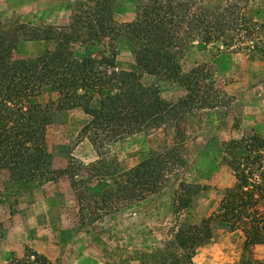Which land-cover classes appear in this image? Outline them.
I'll return each instance as SVG.
<instances>
[{
    "label": "trees",
    "instance_id": "trees-1",
    "mask_svg": "<svg viewBox=\"0 0 264 264\" xmlns=\"http://www.w3.org/2000/svg\"><path fill=\"white\" fill-rule=\"evenodd\" d=\"M116 1L75 0L69 23L62 26L19 23L0 29V170L18 180L55 181L66 176L79 201L81 223H95L161 192L187 163L188 137L179 122L195 109L227 104V93L216 86L209 64L197 61L184 69L182 58L190 47L249 49L251 58L257 57L256 51L264 53L259 37L264 22L241 1L136 0L130 20L117 18ZM123 40L132 47L134 68L118 63ZM26 42L45 46L35 56L16 58L14 51ZM144 73L177 84L183 95L176 100L163 97L143 83ZM46 92L49 99L42 103L39 97ZM78 107L90 116L80 135L98 158L86 163L71 156L64 168H54L47 127L56 112ZM165 127L172 129L173 144L129 168L104 156L112 143ZM223 159L236 182L225 189L211 215L199 223L180 219L199 190L182 181L175 192L177 223L170 237L135 249L113 264H197L198 249L224 226L243 232L242 264H253L248 255L255 245L264 244V135L224 142ZM3 264L58 263L28 248L23 259Z\"/></svg>",
    "mask_w": 264,
    "mask_h": 264
},
{
    "label": "rangeland",
    "instance_id": "rangeland-1",
    "mask_svg": "<svg viewBox=\"0 0 264 264\" xmlns=\"http://www.w3.org/2000/svg\"><path fill=\"white\" fill-rule=\"evenodd\" d=\"M74 1L0 0V29L18 27L19 23L66 25ZM135 1L117 0V18L132 19ZM229 1H241L251 15L264 22V0ZM259 37L264 40V30ZM44 46V42L22 43L14 56H35ZM250 53L253 52L249 49L220 52L213 44L205 49L192 46L184 53L185 70L197 61L210 65L216 86L227 93L224 96L227 104L195 109L179 122L188 137L187 163L161 192L141 203L106 215L95 223H81L79 201L66 176L55 181L18 180L1 169L0 264L23 259L28 248L46 254L58 264H113L135 249L157 245L170 237L171 228L177 223L174 200L182 181L195 184L199 190L180 219L199 223L211 215L225 189L236 182L233 170L223 159L224 142L254 133L264 135V53L256 51V58H251ZM117 60L124 69L134 68L128 41H120ZM142 81L170 100L184 93L177 84L149 73L143 74ZM49 96L46 92L39 101L46 103ZM89 118L81 107L55 113L47 127L54 168H64L71 156L86 163L98 158L89 140L80 135ZM173 142L172 129L166 127L138 132L108 145L104 156L122 169L129 168ZM243 243L240 229L217 227L212 240L198 249L194 260L197 264H242ZM248 257L255 261L253 264L264 262V244L255 245Z\"/></svg>",
    "mask_w": 264,
    "mask_h": 264
},
{
    "label": "crops",
    "instance_id": "crops-1",
    "mask_svg": "<svg viewBox=\"0 0 264 264\" xmlns=\"http://www.w3.org/2000/svg\"><path fill=\"white\" fill-rule=\"evenodd\" d=\"M2 170H0V172H1ZM8 173H9V171H8ZM10 175V174H9Z\"/></svg>",
    "mask_w": 264,
    "mask_h": 264
}]
</instances>
